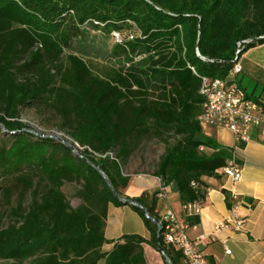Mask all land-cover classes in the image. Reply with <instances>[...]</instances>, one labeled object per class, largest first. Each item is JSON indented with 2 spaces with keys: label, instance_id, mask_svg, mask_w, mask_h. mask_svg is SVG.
<instances>
[{
  "label": "trees",
  "instance_id": "16d2710c",
  "mask_svg": "<svg viewBox=\"0 0 264 264\" xmlns=\"http://www.w3.org/2000/svg\"><path fill=\"white\" fill-rule=\"evenodd\" d=\"M86 26L120 39L105 72L70 52ZM123 33L129 34L121 38ZM261 44L264 0H0V129L11 138L9 147L0 148V172L31 169L15 177L25 188L37 179L19 225L0 229V259L39 255L32 264H145L142 244H148L162 247L166 264H181V254L164 245L157 224L145 215L160 220L159 193L151 200L147 193L130 199L141 208L115 199L113 192L129 200L124 190L130 177L121 163L143 137L172 131L181 139L164 141L153 177L181 205H201L203 179H221L218 171L233 154L197 121L202 78H226L234 59ZM36 103L60 118V131L83 148L80 153L51 139L32 141L19 115ZM65 183L81 185L76 196L82 204L75 209L61 192ZM109 205L130 206L150 239L107 241ZM184 223L196 226L199 217L187 216ZM112 243L103 253L104 244Z\"/></svg>",
  "mask_w": 264,
  "mask_h": 264
},
{
  "label": "crops",
  "instance_id": "0c3cea01",
  "mask_svg": "<svg viewBox=\"0 0 264 264\" xmlns=\"http://www.w3.org/2000/svg\"><path fill=\"white\" fill-rule=\"evenodd\" d=\"M241 67L236 80L246 96L264 106V44L256 45L245 51L239 58ZM218 133L215 137L222 147L236 146L234 139L225 130L210 129ZM209 134V133H208ZM236 162L243 166V177L240 183L233 185L224 178L219 180L204 178L205 200L197 214L199 224L187 228V234L196 239L201 235L207 238L201 249L210 264H264V138L257 132L252 139L239 149H235ZM223 191L228 192L229 206ZM159 193L156 200V212L161 217L166 210H171L180 222L184 223L186 213L179 197L170 187L162 188L156 177H139L130 179L124 195L129 199L147 193L149 200L154 193ZM230 192H234L236 200ZM247 202L252 205L250 212L244 211L247 221L240 232L220 231L214 233L215 224L230 216L231 208ZM214 233V234H213ZM136 235L149 240L150 234L142 219L130 206H108L105 221L104 238L107 241H118L123 236ZM112 244H104L102 252L107 253ZM225 247L230 254H225ZM145 264H166L163 255L148 244H142ZM103 264V261L99 262ZM183 264V262L181 263Z\"/></svg>",
  "mask_w": 264,
  "mask_h": 264
},
{
  "label": "rangeland",
  "instance_id": "374dc122",
  "mask_svg": "<svg viewBox=\"0 0 264 264\" xmlns=\"http://www.w3.org/2000/svg\"><path fill=\"white\" fill-rule=\"evenodd\" d=\"M128 34L123 33L121 38L127 37ZM115 42L116 37L114 34H111V36L103 35L99 31H94L90 26H86L79 40L72 44L70 52L84 59L93 71L102 73L113 66V63L108 60V53ZM67 54L65 53V55ZM64 61L65 57L62 58V63ZM19 116L20 121L27 125L28 132L34 135L32 141H37V138L51 139L55 144L66 146L53 139L54 137H61L65 142L75 147L72 139L60 131V118L43 104L36 103L23 108L20 110ZM206 133V136L211 139H215V137L221 139L218 133L215 135L212 131ZM10 139L9 135L3 129H0V148L9 147ZM178 139L181 138L175 136L172 131L160 136L148 135L143 137L137 148L121 163L123 175L129 176L132 180L139 177H153L159 158L165 151L164 141L169 145H173ZM206 152L210 154L209 151ZM25 173L31 174L33 171L22 168L12 173L0 172V229L19 225L20 216L25 214L31 204L37 179H32L33 187L31 188H25L15 180V177ZM80 189L81 185L78 183H65L61 187L62 194L73 209L82 204V201L76 196L77 191ZM38 257L39 255H35L23 261L0 259V264H32Z\"/></svg>",
  "mask_w": 264,
  "mask_h": 264
},
{
  "label": "built area",
  "instance_id": "2783aa9c",
  "mask_svg": "<svg viewBox=\"0 0 264 264\" xmlns=\"http://www.w3.org/2000/svg\"><path fill=\"white\" fill-rule=\"evenodd\" d=\"M114 36L117 42L120 41L116 34ZM241 47L239 43L236 55L240 53ZM232 62L234 63L233 68L226 78L217 80L202 78L198 92L202 99V111L197 121L205 135L210 129L225 130L234 139L236 146L232 147V158L218 173L235 185L242 180L243 166L236 162L234 151L248 143L254 132L264 138V106L249 99L239 87L236 80L241 71L239 59L236 58ZM74 144L76 152L83 150L76 143ZM230 194L232 199L236 200L235 193L230 192ZM251 209L252 205L247 202H241L232 207L230 216L215 224L214 233L224 230L240 232L247 221L244 211L250 212ZM183 210L187 216H197L200 205L198 203L185 205ZM157 227L164 245L178 251L184 264H210L201 249L202 242L207 237L201 235L192 239L187 234L188 226L180 222L171 210H166L160 217ZM160 254L164 255L163 252ZM225 254H230L227 247H225Z\"/></svg>",
  "mask_w": 264,
  "mask_h": 264
},
{
  "label": "water",
  "instance_id": "95a60500",
  "mask_svg": "<svg viewBox=\"0 0 264 264\" xmlns=\"http://www.w3.org/2000/svg\"><path fill=\"white\" fill-rule=\"evenodd\" d=\"M28 131V130H27ZM53 139H56L57 141H59V142H61V143H63L64 145H66L67 147H69L72 151H73V153H75L76 154V150H75V147H73L70 143H68V142H65L61 137H58V138H53ZM93 167V166H92ZM99 173H100V175L104 178V180L106 181V183H107V185L109 186V183H108V181L106 180V178L104 177V175L97 169V168H95ZM110 187V186H109ZM111 189V188H110ZM111 191L113 192V190L111 189ZM113 194H114V197H115V199L116 200H118V201H121V202H123V203H126L127 205H131V206H137L138 208H141L139 205H137V204H135L133 201H131L130 199L129 200H123V199H121L116 193H114L113 192ZM146 218H148V219H150V221H152V222H154V223H158V221H156V220H154V219H152V218H150L149 216H148V214H147V212H146ZM160 236V232H158V237ZM159 252L161 253V252H163V249H162V247L161 246H159ZM164 253V252H163Z\"/></svg>",
  "mask_w": 264,
  "mask_h": 264
}]
</instances>
